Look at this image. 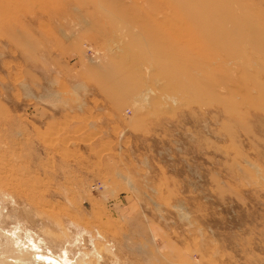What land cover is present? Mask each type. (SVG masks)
I'll return each instance as SVG.
<instances>
[{"label":"rangeland","instance_id":"374dc122","mask_svg":"<svg viewBox=\"0 0 264 264\" xmlns=\"http://www.w3.org/2000/svg\"><path fill=\"white\" fill-rule=\"evenodd\" d=\"M0 241L264 264V0H0Z\"/></svg>","mask_w":264,"mask_h":264},{"label":"bare ground","instance_id":"6f19581e","mask_svg":"<svg viewBox=\"0 0 264 264\" xmlns=\"http://www.w3.org/2000/svg\"><path fill=\"white\" fill-rule=\"evenodd\" d=\"M3 215V214H2ZM6 235V234H5ZM9 235V234H8ZM1 242V241H0ZM2 254V253H1ZM5 254V253H4ZM101 257V256H100ZM99 257V258H100ZM101 259V258H100ZM31 261V260H30ZM22 262V261H21ZM23 263V262H22ZM26 263V262H25ZM30 264H33L32 262H30ZM34 264H37V263H34Z\"/></svg>","mask_w":264,"mask_h":264}]
</instances>
